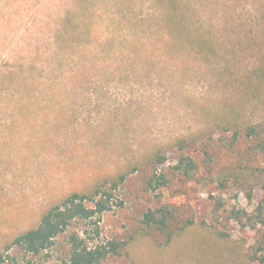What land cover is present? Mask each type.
Wrapping results in <instances>:
<instances>
[{"label": "rangeland", "instance_id": "rangeland-1", "mask_svg": "<svg viewBox=\"0 0 264 264\" xmlns=\"http://www.w3.org/2000/svg\"><path fill=\"white\" fill-rule=\"evenodd\" d=\"M153 1L118 6L158 13ZM89 2L0 0L3 264H11L6 248L12 238L36 227L50 206L96 185L109 189L121 174L126 179L113 191L110 209L97 226L98 241L114 240L122 249L103 264H258L264 227L254 216L264 193L250 176L264 169V153L257 148L264 139V88L257 97L249 81L257 84L255 73L264 67V0H203V18L210 24L248 14V53L231 54L244 39L219 34L230 44L222 54L231 60L232 77L220 74L226 64L206 62L180 45L127 59L125 42L135 28L127 22H119L120 30L108 28L113 7ZM88 6L98 17L97 30L89 33L76 29V13ZM145 25L157 29L155 23ZM65 33L69 42L62 39ZM110 37L120 45L108 51L103 45ZM79 50L91 58L84 73L75 67ZM229 120L256 127L260 134L247 138L241 130L234 138L224 124ZM179 141L197 165L189 176L172 169L183 153ZM158 153L166 157L159 171L167 184L150 191ZM161 206L173 213L171 230L190 223L169 241L141 223L147 210ZM234 209L248 216L230 219ZM68 230H88L94 237L96 226L76 222ZM10 252L19 262L61 263L69 246L63 235L38 257Z\"/></svg>", "mask_w": 264, "mask_h": 264}, {"label": "trees", "instance_id": "trees-1", "mask_svg": "<svg viewBox=\"0 0 264 264\" xmlns=\"http://www.w3.org/2000/svg\"><path fill=\"white\" fill-rule=\"evenodd\" d=\"M81 3L88 2L89 0H78ZM93 0H90V3ZM102 4L112 6L110 10L114 12L113 15L108 17L107 27L120 30L118 27L122 22H127L130 27L135 28V33L130 40L125 42L127 45V59L133 54L148 53L151 49H159L164 46L171 48L181 47L189 48L193 50L196 56L201 55L202 58L209 63H224L226 64L224 73H228L229 77L235 74V71L231 64V60L222 53H225L227 46L222 41L223 37L239 36L244 39L243 44H239L237 50L233 47L231 54L241 55L243 52L248 53V49L252 46H248V14L243 16L240 20H231V17L227 18L221 25L210 24L205 18H203L204 2L203 0H154L153 6L160 9V11H150L142 14L139 9L133 6L131 9H120L119 3H132V0H110L113 4H109L106 0H94ZM105 1V2H103ZM86 5V4H84ZM108 6H104L108 9ZM98 7V6H97ZM107 7V8H106ZM142 7V6H141ZM95 7H83L82 11H79L76 23V29L79 26L85 27V31L97 30L98 24L96 21ZM136 11V12H135ZM248 13V12H247ZM81 19V23L79 25ZM146 22L155 23L154 25H145ZM158 24V26L156 25ZM90 28V29H89ZM123 28V27H122ZM70 32V31H68ZM66 35V36H65ZM62 38L63 41H70V34L65 33ZM62 37V36H61ZM252 41V40H250ZM120 44L116 42L115 38H108L103 45L110 49L115 50ZM122 45V44H121ZM241 45V47H240ZM241 48V49H240ZM240 49V50H238ZM229 53V52H228ZM121 58H123V56ZM233 57V56H232ZM234 59L236 57H233ZM91 60L86 54V51L79 50V56L75 67L79 71H83L85 67L89 66ZM121 60V59H120ZM95 62V61H94ZM96 65V64H93ZM264 65V62H263ZM76 69V70H77ZM85 72V71H84ZM82 72V73H84ZM248 74V73H247ZM257 84L249 81V88L252 94L260 96L259 91L264 88V67L256 71ZM248 79V76L246 77ZM248 83V80L246 81ZM225 125H228L233 130V137L235 138L241 130L245 132V136L256 137L260 134L256 127L240 125L237 120L224 121ZM240 125V126H239ZM227 129V128H226ZM184 141H179L178 146L183 152ZM257 148L260 152L264 153V139L257 143ZM166 157L161 153L153 156L154 171L151 178L148 180L147 186L150 191H155L167 184V178L165 174L159 171V167L163 165ZM172 169L178 173H182L184 176L191 175L196 169L197 165L194 159L185 154L184 152L178 158L176 164ZM248 176H246L247 178ZM243 178V176H242ZM252 185L258 186L264 193V169L253 170L252 176H250ZM126 179V174L118 176L117 181H114L109 189H106L104 185L94 186L90 192H74L65 196L59 203L50 206L41 216L36 227L24 231L12 238L10 244L7 246L6 252L8 253V259L11 260V264H30L26 260L19 262L15 257L10 256V251L19 250L24 255L30 257H38L41 254H47L53 248L56 240L63 235H66V242L69 246V255L66 260L61 263H51L48 260L41 262L40 264H103V262L109 256H116L122 249V245L114 240L101 242L98 241L99 230L97 223L100 216L110 209L111 199L113 198V191L120 183H123ZM256 215L254 219L256 222L264 227V195L259 206L255 210ZM243 216H248L246 212L233 210L230 214V219H236L240 221ZM96 219L94 222L93 220ZM173 220V213L167 206H161L155 209L147 210L142 217V225L158 233L165 234L167 240H171L175 235L183 233L186 227L190 225L187 223L181 227H175L170 229ZM76 222H82L96 226L94 232L95 236L91 237L88 230L82 233L72 232L69 233V228ZM97 240V242H96ZM92 243V245H91ZM264 252V248L259 251ZM258 264H264V253L256 258ZM4 263L3 256H0V264Z\"/></svg>", "mask_w": 264, "mask_h": 264}]
</instances>
